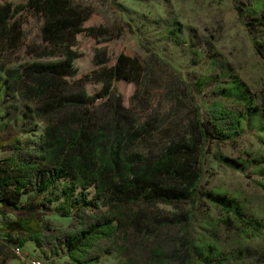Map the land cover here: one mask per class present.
<instances>
[{
    "label": "trees",
    "instance_id": "trees-1",
    "mask_svg": "<svg viewBox=\"0 0 264 264\" xmlns=\"http://www.w3.org/2000/svg\"><path fill=\"white\" fill-rule=\"evenodd\" d=\"M234 1L264 59L259 45L264 38V9H260L264 0L249 13L246 0ZM94 16L82 0L0 4V71L25 116L44 124L38 139L28 144L13 141L7 150L14 155L0 160L4 218L0 232L8 236L5 241L14 247L34 242L46 257L45 247L54 245L50 255L58 257L65 250L69 264H102L120 249L132 228L141 226L149 209L188 205L203 218L202 236L187 239V254L192 244H200L195 254L204 264H238L233 257H221V231L233 233L241 248L252 246L264 234V219L239 198L209 188L205 179L210 157L221 144H233L255 130L264 146V97L235 75L227 86L202 95L201 105L195 104L193 116L177 134L148 152L136 151V142L152 143L164 133L134 113V101L147 100L146 92L140 96L137 90L146 66L138 55L121 53L113 58L97 48L91 71L82 74L85 54L79 48L80 38L85 35L101 45V39L110 35L107 27H89ZM30 18L41 23L33 41L26 35ZM12 56H20L17 66L1 64ZM121 83L135 87L129 106L118 91ZM206 85L203 80L198 83L200 89ZM91 86L97 91L90 92ZM260 160L264 158L226 157L223 162L241 172L247 171L242 161L260 164L259 185L264 191ZM53 214L72 219V225L54 230L46 219ZM176 220L193 225L189 213Z\"/></svg>",
    "mask_w": 264,
    "mask_h": 264
},
{
    "label": "rangeland",
    "instance_id": "rangeland-1",
    "mask_svg": "<svg viewBox=\"0 0 264 264\" xmlns=\"http://www.w3.org/2000/svg\"><path fill=\"white\" fill-rule=\"evenodd\" d=\"M82 1L95 12L89 27H107L110 35L101 39V45L100 41L91 37L84 35L80 38L79 48L85 54L80 65L81 73L91 71L97 48L106 49L113 58L121 53L138 55L146 66L147 72L137 90L140 96L146 92L147 100L141 101L144 104L134 101V113L150 128L158 127L164 133L152 143L136 142V151L148 152L159 141L177 134L179 128L193 116L195 104L201 105L202 95L212 94L218 86H227L235 75L260 98L264 97V59L242 25L234 0ZM26 2L0 0V4L19 5ZM246 2L249 4L245 12L249 13L261 0ZM260 9L263 10L264 5ZM26 21L28 41L36 40L41 23L32 18ZM261 41L259 45L264 51V38ZM19 57L12 56L1 64L13 68L17 66ZM201 80L207 82L202 89L198 87ZM5 81V74L0 71V160L14 155L7 150L13 141L21 140L28 144L38 139L44 129L42 122H36L34 118L29 120L25 116L24 107L8 91ZM97 88L91 86L89 90L94 92ZM118 91L126 106H129L135 87L121 83L118 84ZM257 133L248 130L237 142L221 144L218 149H214L205 183L211 189L239 198L264 219V191L259 185L262 178L258 174L260 164L242 161L245 166L243 171H247L241 172L239 168H232L223 162L226 157L249 161L255 157L264 158V146ZM261 162L264 163L263 160ZM182 213L191 214L192 227L177 222L176 216ZM214 217L218 218L219 215L215 214ZM202 218L199 212H194L188 205H162L159 210L149 209L148 217L142 219L141 226L132 228L120 242V249L106 256L102 264H204L195 254L200 244H192L190 255L185 248L187 239L202 236ZM46 219L54 230H66L73 222L58 214L49 215ZM220 234L223 259L233 257L238 264H264V234L256 244L242 248L234 241L233 233L223 229ZM4 243L14 249L9 240ZM52 247L54 245L45 247L49 250V256L46 257L34 242H30L23 247V257L42 258L45 264H69L66 251L63 250L58 257L53 256L50 255ZM10 252L9 259L22 264V257L15 255L12 249Z\"/></svg>",
    "mask_w": 264,
    "mask_h": 264
},
{
    "label": "crops",
    "instance_id": "crops-1",
    "mask_svg": "<svg viewBox=\"0 0 264 264\" xmlns=\"http://www.w3.org/2000/svg\"><path fill=\"white\" fill-rule=\"evenodd\" d=\"M0 209H1V207H0ZM3 222H4V218L2 217V215H0V231H3ZM6 239L7 238L4 237L3 232H2V234L0 232V256H1L0 261H2V263L5 262L6 264H17L16 260L9 259L10 254H12V252H10V250L12 249L14 251L15 248L13 249L12 247L5 245L4 241ZM2 263H0V264H2Z\"/></svg>",
    "mask_w": 264,
    "mask_h": 264
},
{
    "label": "built area",
    "instance_id": "built-area-1",
    "mask_svg": "<svg viewBox=\"0 0 264 264\" xmlns=\"http://www.w3.org/2000/svg\"><path fill=\"white\" fill-rule=\"evenodd\" d=\"M0 207L1 204H0ZM14 253L20 257H22V264H45V260L42 258H32V257H23L24 248L21 246L14 247Z\"/></svg>",
    "mask_w": 264,
    "mask_h": 264
}]
</instances>
